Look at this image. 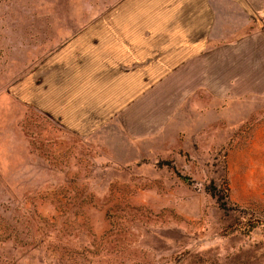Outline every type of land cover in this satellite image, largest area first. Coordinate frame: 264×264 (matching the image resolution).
Masks as SVG:
<instances>
[{
    "label": "rangeland",
    "instance_id": "rangeland-1",
    "mask_svg": "<svg viewBox=\"0 0 264 264\" xmlns=\"http://www.w3.org/2000/svg\"><path fill=\"white\" fill-rule=\"evenodd\" d=\"M120 1L0 0V264H264V0L163 67Z\"/></svg>",
    "mask_w": 264,
    "mask_h": 264
},
{
    "label": "crops",
    "instance_id": "crops-1",
    "mask_svg": "<svg viewBox=\"0 0 264 264\" xmlns=\"http://www.w3.org/2000/svg\"><path fill=\"white\" fill-rule=\"evenodd\" d=\"M222 2L230 5L227 18L233 21L232 0ZM115 9L113 21L119 27L114 30L118 37H114L113 56L127 63L139 53L141 62L159 56V67L169 66L178 55L200 51L201 36L216 37L218 32L215 0H121ZM143 29L150 30L148 38ZM159 39L160 46L150 48Z\"/></svg>",
    "mask_w": 264,
    "mask_h": 264
},
{
    "label": "trees",
    "instance_id": "trees-1",
    "mask_svg": "<svg viewBox=\"0 0 264 264\" xmlns=\"http://www.w3.org/2000/svg\"><path fill=\"white\" fill-rule=\"evenodd\" d=\"M222 182H223V186H220V189H219V192H221V194L219 195V197H218L219 199H217V200L218 201L222 200L221 204L223 205V204L227 203L229 201V199H228V195H227L228 189L225 185V182L224 181H222ZM254 226H255V222H249L245 228V232L251 230Z\"/></svg>",
    "mask_w": 264,
    "mask_h": 264
}]
</instances>
